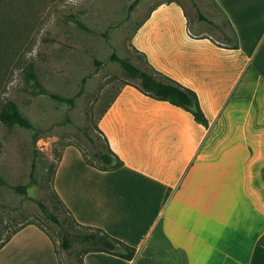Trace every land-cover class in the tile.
Listing matches in <instances>:
<instances>
[{
	"label": "crops",
	"instance_id": "0c3cea01",
	"mask_svg": "<svg viewBox=\"0 0 264 264\" xmlns=\"http://www.w3.org/2000/svg\"><path fill=\"white\" fill-rule=\"evenodd\" d=\"M238 47L196 37L169 0L131 43L159 71L193 89L208 119L124 84L98 119L122 166L62 150L53 185L81 223L136 248L132 259L87 252L84 264H264V0H212ZM0 264H60L54 242L27 223L0 246Z\"/></svg>",
	"mask_w": 264,
	"mask_h": 264
},
{
	"label": "rangeland",
	"instance_id": "374dc122",
	"mask_svg": "<svg viewBox=\"0 0 264 264\" xmlns=\"http://www.w3.org/2000/svg\"><path fill=\"white\" fill-rule=\"evenodd\" d=\"M165 1L169 0H20L18 6L5 7L17 27L6 44L0 71V107L7 99L15 100L40 128V135L34 140L33 130L9 128L0 121V243L27 222L45 224L37 200L52 193L50 175L66 145L78 144L92 157L85 132L100 136L98 119L128 80L112 55L144 65L131 38L152 7ZM177 1L193 32L223 41L221 32L199 16L228 27L212 0ZM30 61L48 91L74 97L73 101L35 94V86L26 80ZM19 185H26V191L17 189ZM52 225L47 228L57 238Z\"/></svg>",
	"mask_w": 264,
	"mask_h": 264
},
{
	"label": "trees",
	"instance_id": "16d2710c",
	"mask_svg": "<svg viewBox=\"0 0 264 264\" xmlns=\"http://www.w3.org/2000/svg\"><path fill=\"white\" fill-rule=\"evenodd\" d=\"M19 1L20 0H0V71L3 69L5 64L4 53H6V44L9 42L10 36L14 34L15 28L17 27L16 22L9 20L5 7L12 8L14 7V4L18 6ZM133 6L134 4L131 5V8ZM222 15L225 17L224 13H222ZM71 16L74 18L75 23L79 27L86 28V25L80 18H77L74 15ZM199 16L200 19L207 20L221 32L223 41L212 37L216 43L227 47H238L236 31L232 25H230V22L226 19V17L225 19L227 23L226 25L228 26L227 28L225 25L216 23L213 20L206 18L203 14H200ZM140 23L141 21L138 24ZM194 35L196 37L207 36L201 34ZM136 51L144 61V65L134 63L129 58L119 57L115 54L112 55V58L119 61L126 72L128 80L125 82V84H133L147 95L157 99L167 100L175 105L181 106L191 111L196 121L207 126L208 119L200 105L197 93L193 89L184 86L177 80L156 69L148 61L144 53L139 52L137 49ZM25 72L26 80L31 81L35 86V90L33 91L35 94H48L51 97L63 102L73 101L74 97H66L48 91L41 83L40 78L35 71V64L33 61H30L26 65ZM81 92L82 89L78 94ZM110 101L103 110L102 114L108 107ZM0 121L9 128L20 126L33 130L34 140H36L40 135V128H38L22 112L18 103L13 99H7L1 104ZM97 129L99 130L100 136L98 135L95 137L90 132H85L93 147V151L91 152L92 157H89L82 147L76 144V146H78L82 151L86 161L89 164L104 170L116 169L122 166V159L116 152L112 150L108 139L106 138L103 131L99 128L98 124ZM61 155L62 152L58 154V161L60 160ZM57 164L58 162L54 165L50 175L52 193L46 199L37 200L44 215L43 221L45 224L35 221H30L27 223L37 224L50 236L54 242L60 264H84L83 257L87 252L90 251H105L126 259H132L136 253V248L134 246H131L123 240L111 235L101 227L83 224L74 217L73 213L62 201L53 185ZM35 167L36 164L33 162L32 173ZM17 189L25 192L26 185H19L17 186ZM52 224L55 225L54 228L57 238L47 228L48 225L53 226ZM22 226L23 225L20 227ZM20 227L16 228L12 233L16 232ZM12 233L0 243V246L10 238ZM260 242L264 244V235L260 238Z\"/></svg>",
	"mask_w": 264,
	"mask_h": 264
}]
</instances>
